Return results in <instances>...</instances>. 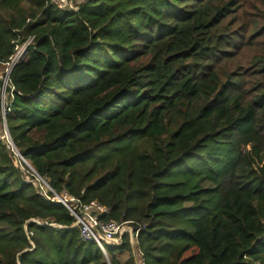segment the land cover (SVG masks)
Returning <instances> with one entry per match:
<instances>
[{
	"label": "trees",
	"instance_id": "obj_1",
	"mask_svg": "<svg viewBox=\"0 0 264 264\" xmlns=\"http://www.w3.org/2000/svg\"><path fill=\"white\" fill-rule=\"evenodd\" d=\"M80 3L0 0V65L26 47L8 129L56 191L142 230L106 259L0 141V264H264V0Z\"/></svg>",
	"mask_w": 264,
	"mask_h": 264
},
{
	"label": "built area",
	"instance_id": "obj_2",
	"mask_svg": "<svg viewBox=\"0 0 264 264\" xmlns=\"http://www.w3.org/2000/svg\"><path fill=\"white\" fill-rule=\"evenodd\" d=\"M50 4L56 6L59 10H75L82 0H47ZM4 135L1 140L10 153L15 165L21 167V171L27 181H33L39 195L46 200L64 206L74 224L71 228H76L80 232L82 241L95 243L100 250L107 255L108 247H120L126 236L130 239L133 246H137V240L141 227H135L132 222H119L109 218L112 214L111 209L99 201L84 203L80 198L68 193L67 191L58 192L50 184L47 178L41 176L32 165L22 156L15 145L7 125L5 123ZM42 226L58 228L55 224L41 222L33 219ZM61 229V228H60ZM138 261L141 264L142 261Z\"/></svg>",
	"mask_w": 264,
	"mask_h": 264
},
{
	"label": "rangeland",
	"instance_id": "obj_3",
	"mask_svg": "<svg viewBox=\"0 0 264 264\" xmlns=\"http://www.w3.org/2000/svg\"><path fill=\"white\" fill-rule=\"evenodd\" d=\"M25 52V47H23V48H21L19 51H18V54H17V56L12 60V62L10 63V64H8V65H4V66H1L0 65V82L4 85V81H5V79L8 77V75H9V73H10V70H11V65L16 61V59L17 58H19L20 56H22V54ZM3 87V86H2ZM7 87V86H6ZM0 93H1V95L3 96L4 95V91H3V88L2 89H0ZM5 99H7V96L6 95H4L3 97H2V100H4L5 101ZM4 108H3V111L1 112V114L4 116L5 115V103H4V106H3ZM2 121H3V119H2ZM2 123H4V121L3 122H1V124ZM1 124H0V138H1V136H3L4 135V132H3V129H2V127H1ZM9 156H10V154H9ZM136 247V246H135ZM109 251V250H108ZM124 255V259H125V261L128 259V253L126 252V253H124L123 254ZM108 256V255H107ZM106 258V257H105ZM106 259H108V257L106 258Z\"/></svg>",
	"mask_w": 264,
	"mask_h": 264
},
{
	"label": "clouds",
	"instance_id": "obj_4",
	"mask_svg": "<svg viewBox=\"0 0 264 264\" xmlns=\"http://www.w3.org/2000/svg\"><path fill=\"white\" fill-rule=\"evenodd\" d=\"M26 48V47H25ZM18 54V53H17ZM17 56V55H16ZM15 56V57H16ZM14 57V58H15ZM18 62H17V60L11 65L12 67H11V70H10V73H9V75H8V81H9V76H10V74H11V72H12V70H13V68H14V66L17 64ZM7 85H8V83H7ZM6 85V86H7ZM6 86H4L3 85V90H4V95H6ZM3 95V96H4ZM2 96V97H3ZM7 96V95H6ZM6 100L7 99H5V101L4 100H2V106H4V103H6ZM4 108V107H3ZM3 108H2V111H3ZM2 119H3V121H4V123H2L1 124V127H2V129L4 130V128H5V123H6V125H7V128H8V124H7V119H6V109H5V115L3 116L2 115ZM3 121H1V122H3ZM9 130V129H8ZM10 133V132H9ZM0 141L3 143V141L1 140V138H0ZM4 144V143H3ZM7 149V148H6ZM9 152V151H8ZM10 154V153H9ZM23 156V155H22ZM24 157V156H23ZM26 159V158H25ZM13 160V159H12ZM27 160V159H26ZM28 161V160H27ZM14 163V162H13ZM33 167V166H32ZM34 168V167H33ZM46 178V177H45ZM109 248V247H108ZM108 248H107V250H108ZM114 248H117V247H114ZM135 248V247H134ZM104 254V253H103ZM105 255V254H104ZM107 255H108V253H107ZM107 255H105L106 257H107ZM138 257V256H137Z\"/></svg>",
	"mask_w": 264,
	"mask_h": 264
},
{
	"label": "water",
	"instance_id": "obj_5",
	"mask_svg": "<svg viewBox=\"0 0 264 264\" xmlns=\"http://www.w3.org/2000/svg\"><path fill=\"white\" fill-rule=\"evenodd\" d=\"M7 83H8V77L5 79V81H4V86H6L7 85ZM4 91V90H3Z\"/></svg>",
	"mask_w": 264,
	"mask_h": 264
}]
</instances>
